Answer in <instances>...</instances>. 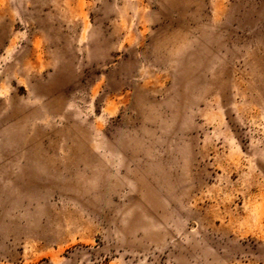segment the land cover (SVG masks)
<instances>
[{"label":"rangeland","instance_id":"1","mask_svg":"<svg viewBox=\"0 0 264 264\" xmlns=\"http://www.w3.org/2000/svg\"><path fill=\"white\" fill-rule=\"evenodd\" d=\"M0 264H264V0H0Z\"/></svg>","mask_w":264,"mask_h":264},{"label":"bare ground","instance_id":"2","mask_svg":"<svg viewBox=\"0 0 264 264\" xmlns=\"http://www.w3.org/2000/svg\"><path fill=\"white\" fill-rule=\"evenodd\" d=\"M17 191V190H16ZM17 193V192H16ZM21 193V192H20ZM19 194V193H18ZM20 196V195H19ZM15 197V196H14Z\"/></svg>","mask_w":264,"mask_h":264}]
</instances>
